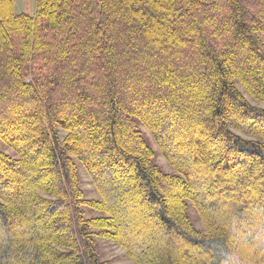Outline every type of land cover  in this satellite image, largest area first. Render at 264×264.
Returning a JSON list of instances; mask_svg holds the SVG:
<instances>
[{
	"label": "trees",
	"instance_id": "16d2710c",
	"mask_svg": "<svg viewBox=\"0 0 264 264\" xmlns=\"http://www.w3.org/2000/svg\"><path fill=\"white\" fill-rule=\"evenodd\" d=\"M238 85L264 104V0H0V264H107L96 238L135 264H264V108Z\"/></svg>",
	"mask_w": 264,
	"mask_h": 264
},
{
	"label": "rangeland",
	"instance_id": "374dc122",
	"mask_svg": "<svg viewBox=\"0 0 264 264\" xmlns=\"http://www.w3.org/2000/svg\"><path fill=\"white\" fill-rule=\"evenodd\" d=\"M36 9H37V0H15V11H16V13H26V14H29L31 16H34L36 13ZM238 88L244 94L245 98L250 103H252V105L264 108V104H260V103L253 101V99L246 93V91L242 85H238ZM141 130H142L144 136L146 137V139L148 140L149 145L155 151L156 156L154 159V163L157 164L158 166H160L161 169L165 173L175 175L176 171L168 164L167 160L161 154L160 149H159L155 139L153 138L152 134L150 133V131L144 126H141ZM243 137L250 139V137H247V136H243ZM251 139H255V138H251ZM1 147L3 150H5L6 153L11 155L12 157H15V154L13 152L6 149L5 143L2 142ZM75 163H76L77 168H78V174H79V178H80V182H81V187L84 191L85 199H90V200L99 199V195L95 191L94 186L92 185V182L89 179L88 174H87L85 168L83 167V165L81 164V162L79 160H75ZM201 172L204 176H207V177L209 176V174L205 170H201ZM218 188L219 187H216L215 191H211V192L206 190L210 194V195L209 194L206 195L207 196L206 198L208 201H212L214 198L218 197L222 200L231 202L236 198L234 195L226 194V193H224L225 192L224 190L222 191V189L219 190L220 188L219 189ZM205 201H206V199H205ZM188 205H189L188 214H189V217H190L191 222L193 223L194 227L198 231L205 233L206 232V226H205L203 220L201 219L199 212L194 207L192 201L189 200ZM82 209L84 210L87 218L103 216L100 212L93 211L85 205L82 206ZM136 224H137L136 228H139L140 232H144V233L145 232H151V231H149L150 228L148 226L150 223L145 224V225H147V227H145L142 225V223H140L138 220H136ZM156 226H158V225H154L152 227H156ZM176 241H180V239L176 238ZM145 242L146 243L144 246H147V247L151 246V249H153V244H152L151 240H148V241L146 240ZM96 247H97V252H98L100 259L102 261L106 262L107 264H135L133 261L130 260L126 251L123 248H121V247H119L113 243H110V242L105 241L103 239H99V238L97 239L96 238ZM183 249L193 250L192 247H190L188 245H183Z\"/></svg>",
	"mask_w": 264,
	"mask_h": 264
}]
</instances>
